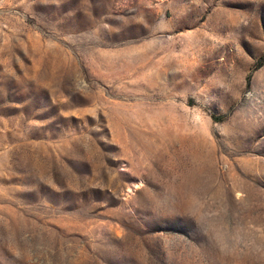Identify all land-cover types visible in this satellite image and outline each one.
Listing matches in <instances>:
<instances>
[{"label":"rangeland","instance_id":"1","mask_svg":"<svg viewBox=\"0 0 264 264\" xmlns=\"http://www.w3.org/2000/svg\"><path fill=\"white\" fill-rule=\"evenodd\" d=\"M0 264H264V0H0Z\"/></svg>","mask_w":264,"mask_h":264}]
</instances>
